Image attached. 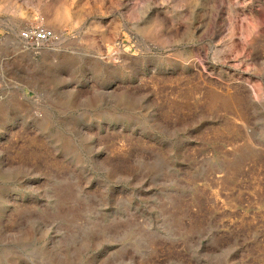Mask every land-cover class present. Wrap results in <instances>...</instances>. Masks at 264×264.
<instances>
[{
	"label": "rangeland",
	"instance_id": "rangeland-1",
	"mask_svg": "<svg viewBox=\"0 0 264 264\" xmlns=\"http://www.w3.org/2000/svg\"><path fill=\"white\" fill-rule=\"evenodd\" d=\"M0 264H264V0H0Z\"/></svg>",
	"mask_w": 264,
	"mask_h": 264
},
{
	"label": "built area",
	"instance_id": "built-area-1",
	"mask_svg": "<svg viewBox=\"0 0 264 264\" xmlns=\"http://www.w3.org/2000/svg\"><path fill=\"white\" fill-rule=\"evenodd\" d=\"M20 36L36 48L55 39L54 32L43 27L28 28Z\"/></svg>",
	"mask_w": 264,
	"mask_h": 264
},
{
	"label": "bare ground",
	"instance_id": "bare-ground-1",
	"mask_svg": "<svg viewBox=\"0 0 264 264\" xmlns=\"http://www.w3.org/2000/svg\"><path fill=\"white\" fill-rule=\"evenodd\" d=\"M53 21L60 25L62 23H67L70 21L76 23L77 18L70 16L69 12L67 10H64L61 15H56Z\"/></svg>",
	"mask_w": 264,
	"mask_h": 264
}]
</instances>
